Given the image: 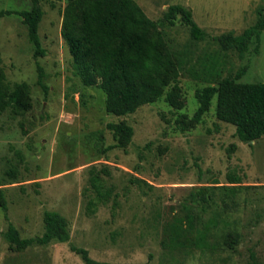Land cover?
Wrapping results in <instances>:
<instances>
[{"label": "rangeland", "instance_id": "obj_1", "mask_svg": "<svg viewBox=\"0 0 264 264\" xmlns=\"http://www.w3.org/2000/svg\"><path fill=\"white\" fill-rule=\"evenodd\" d=\"M68 0H39L34 55L27 28L16 15L0 17L1 67L9 87L25 84V111L0 113V232L11 223L21 238L41 236L43 214L59 213L69 241L17 250L0 235V264H84L70 245L87 250L91 260L111 264H264V137L250 145L235 137V127L215 117L216 98L197 124L195 92L217 86L245 67L241 83H264V30L259 53L240 56L222 49L213 37L240 34L252 26L264 0H132L152 21L173 57L176 76L162 96L133 114L105 110L99 85L85 86L72 69L61 36ZM182 5L208 35L194 42L177 18L164 19L168 6ZM31 0H0V11L29 10ZM45 89L38 85L39 71ZM170 96V98H168ZM130 126L125 148L108 124ZM113 193L105 205L88 210L90 171ZM231 177L240 183L232 184ZM201 190L205 203H191ZM187 205L203 226L215 219L204 251L161 245L160 225L184 216ZM6 217V218H5Z\"/></svg>", "mask_w": 264, "mask_h": 264}, {"label": "trees", "instance_id": "obj_2", "mask_svg": "<svg viewBox=\"0 0 264 264\" xmlns=\"http://www.w3.org/2000/svg\"><path fill=\"white\" fill-rule=\"evenodd\" d=\"M29 10L0 11V17L18 16L27 28L29 43L35 56H42L38 37V25L42 18L39 0H31ZM179 20L188 28L194 42H202L209 35L199 27L192 11L182 5L168 6L164 19L170 23ZM264 30V8L257 10L255 23L240 34H221L213 40L224 50H235L240 56L252 47L259 53L261 33ZM61 36L67 45L72 60V69L85 86L99 85L105 94V110L114 116L133 114L138 108L159 99L164 88L174 80L176 73L173 57L165 52L164 42L157 32V23L150 20L132 0H68L63 11ZM245 67L234 76L218 81L217 86H206L195 92L198 108L191 123H199L209 110L215 97V117L218 121L235 127V137L242 143L251 144L264 137V83H241ZM38 85L45 89L41 69ZM28 87L15 84L9 87L1 67L0 58V113L9 111L21 115L25 111ZM170 98V96H168ZM106 128L113 133L115 144L110 148H125L133 130L130 126L117 123ZM89 190L92 197L88 210L93 213L98 206L105 205L113 193L90 171ZM232 184L240 183L231 177ZM205 193L195 190L190 193L191 203H205ZM0 205L5 211V200L0 192ZM184 216H173L160 225L161 245L169 249H209L208 238L215 219L198 226L196 216L189 206L183 207ZM6 218V217H5ZM44 232L41 236L21 238L17 229L8 223L0 235L17 250L34 246H46L51 242L67 243L69 232L66 220L57 212L43 214ZM71 252L80 257L84 264H111L96 262L89 258L87 250L70 245ZM251 264H259L255 254L250 255Z\"/></svg>", "mask_w": 264, "mask_h": 264}]
</instances>
